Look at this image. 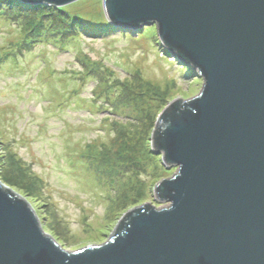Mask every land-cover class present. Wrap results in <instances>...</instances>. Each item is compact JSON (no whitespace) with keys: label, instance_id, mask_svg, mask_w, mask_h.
Listing matches in <instances>:
<instances>
[{"label":"water","instance_id":"water-1","mask_svg":"<svg viewBox=\"0 0 264 264\" xmlns=\"http://www.w3.org/2000/svg\"><path fill=\"white\" fill-rule=\"evenodd\" d=\"M61 8L77 0H17ZM107 22L154 25L199 92L158 114L150 150L174 173L164 207L127 210L102 243L63 248L0 181V264H264V0H101Z\"/></svg>","mask_w":264,"mask_h":264},{"label":"rangeland","instance_id":"rangeland-1","mask_svg":"<svg viewBox=\"0 0 264 264\" xmlns=\"http://www.w3.org/2000/svg\"><path fill=\"white\" fill-rule=\"evenodd\" d=\"M63 7L83 21L57 47L0 13V181L44 232L77 249L104 242L134 206L167 205L151 189L175 169L150 150V133L202 80L162 48L154 25L105 35L101 0Z\"/></svg>","mask_w":264,"mask_h":264},{"label":"trees","instance_id":"trees-1","mask_svg":"<svg viewBox=\"0 0 264 264\" xmlns=\"http://www.w3.org/2000/svg\"><path fill=\"white\" fill-rule=\"evenodd\" d=\"M4 12L14 16L13 21L15 24L20 25V29L23 26L27 27V30L23 28V31H25L24 37L34 38L36 42L44 39L57 47L58 41L61 39H75L74 37L81 32L80 23H82L83 18L76 16L75 13L67 12L64 7L55 8L48 5L23 4L17 0H0V13ZM101 24L104 28L103 33H106L105 35L117 31L128 37L131 33L129 28L118 27L119 29H117L108 23L101 22ZM9 59L14 60L12 57ZM14 63L15 61L11 65H14ZM185 68L196 74L190 67L185 66Z\"/></svg>","mask_w":264,"mask_h":264}]
</instances>
